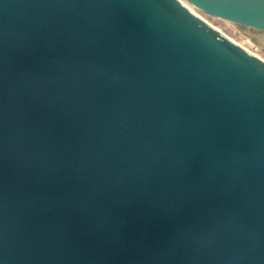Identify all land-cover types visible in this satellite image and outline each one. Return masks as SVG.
Here are the masks:
<instances>
[{
  "label": "water",
  "instance_id": "obj_1",
  "mask_svg": "<svg viewBox=\"0 0 264 264\" xmlns=\"http://www.w3.org/2000/svg\"><path fill=\"white\" fill-rule=\"evenodd\" d=\"M192 6L264 46V0H0V264H264V59Z\"/></svg>",
  "mask_w": 264,
  "mask_h": 264
},
{
  "label": "rangeland",
  "instance_id": "obj_2",
  "mask_svg": "<svg viewBox=\"0 0 264 264\" xmlns=\"http://www.w3.org/2000/svg\"><path fill=\"white\" fill-rule=\"evenodd\" d=\"M192 7L193 9H195L197 14H200L201 16H203L208 22H210L212 25L217 27L219 30L227 34L233 40L243 45L244 47L250 49L251 51L259 54L262 58H264V46L260 45L257 38L254 37L247 28H244L224 18L209 15L205 13L204 11L198 8H195L194 6ZM252 32L257 34L256 30H253ZM261 35H264V34H261Z\"/></svg>",
  "mask_w": 264,
  "mask_h": 264
},
{
  "label": "bare ground",
  "instance_id": "obj_3",
  "mask_svg": "<svg viewBox=\"0 0 264 264\" xmlns=\"http://www.w3.org/2000/svg\"><path fill=\"white\" fill-rule=\"evenodd\" d=\"M200 15V14H199ZM201 16V15H200ZM202 18H204L203 16H201ZM205 19V18H204ZM206 20V19H205ZM210 23V22H209ZM214 26V25H213ZM217 28V27H216ZM218 29V28H217ZM219 30V29H218ZM221 31V30H220ZM224 33V32H223ZM260 37V39H261V41L264 43V35H260L259 36ZM262 44V43H261ZM260 44V45H261ZM255 53V52H254ZM256 55H258L259 57H261L259 54H257V53H255ZM262 58V57H261ZM264 59V58H263Z\"/></svg>",
  "mask_w": 264,
  "mask_h": 264
}]
</instances>
